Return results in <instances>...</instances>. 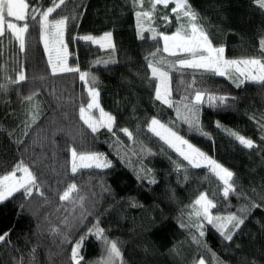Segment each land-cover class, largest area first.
<instances>
[{"label": "trees", "instance_id": "obj_1", "mask_svg": "<svg viewBox=\"0 0 264 264\" xmlns=\"http://www.w3.org/2000/svg\"><path fill=\"white\" fill-rule=\"evenodd\" d=\"M189 2L207 25L214 42L226 46L229 58L259 54L258 41L264 36V10L254 0ZM42 3L48 6L50 0H42ZM57 14H79L78 20L69 21L66 42L84 34L113 33L114 54L76 40L69 44L68 63L97 77L95 87L100 92V106L115 116L119 127L132 131L136 140H128L116 128V136L101 129L93 137L79 119V107L81 104L86 106L88 100L85 84L77 73L51 74L38 27L33 26L27 35L24 52L14 39H4L0 44L3 53L0 68L4 69L0 71V84L6 85V91H0V174L10 170L19 160L26 164L35 162L33 170L45 182L48 200L34 196L23 213L19 210L22 202V198H17L19 194L0 204V233L10 232L11 245L19 249L14 252L11 246L0 245V264H13V256L23 255L27 259L33 248H36L38 264H71V244L61 245V236L53 234L52 229L58 227L67 231L64 218L72 221L82 211L78 205L59 201V194L73 179L82 189L80 194L87 197L85 208L92 213L88 220L95 222L99 217L108 237L121 242L127 264H194L200 257L210 261L206 248L192 242L189 230L180 227L178 218H186L190 211L186 206L202 191L209 193L210 198L216 193L219 206L213 209L214 213L235 212L246 202L231 194L225 201L222 184L204 168L189 167V178L185 182L183 173L174 171L172 162L185 165L186 162L148 132L147 123L153 116L163 123L175 121V130L234 172L238 192L247 193L259 202L264 196V147L246 149L227 130L238 131L258 145H264L257 123L250 119L264 113V87L246 83L236 88L224 77L193 73L191 69L171 72L173 101H179L181 96L191 92L187 85L193 78L195 88L235 97L228 101V107L213 108L207 103L201 107V126L208 136L200 135L177 119L175 108L155 100L156 81L150 79L151 71L145 57L157 46L161 48L157 58L174 61L181 57L168 56L162 51L161 41H152L148 38L149 33H145V40L138 38L136 18L129 0H67L53 16ZM172 20L171 25L159 30L169 34L174 32L176 22L174 17ZM110 58L115 62L94 66L97 59ZM20 70L24 71L26 81L9 84L5 77L14 78ZM33 91L37 95L32 101L23 99ZM33 105L38 106L37 122L26 128L24 121L28 118L27 113L34 110ZM180 109L182 113V105ZM217 122L221 127L216 126ZM73 146L82 151L104 153L113 161L114 167L104 171L83 170L77 177H71L68 149ZM141 147L151 149L155 155L142 153ZM133 150L137 155L132 154ZM129 159L130 165L127 164ZM140 167L151 168L153 172L148 178L154 176L157 183L138 180L134 169ZM101 181L110 187V192L102 190ZM130 199L141 206L130 207ZM208 228L207 246L227 264H250L253 258L264 264V210L256 209L251 213L230 246L214 229ZM75 234L73 229L70 235ZM174 246L176 251H173ZM101 252L102 246L95 238L85 242L84 255L88 264H93Z\"/></svg>", "mask_w": 264, "mask_h": 264}, {"label": "snow or ice", "instance_id": "obj_2", "mask_svg": "<svg viewBox=\"0 0 264 264\" xmlns=\"http://www.w3.org/2000/svg\"><path fill=\"white\" fill-rule=\"evenodd\" d=\"M131 8L136 18L137 36L140 40H145V33H149L152 41L163 42L162 51L171 57H181L174 61H168L164 57L157 58V54L161 52V48L157 46L155 51L150 52L145 59L147 67L151 71L150 79L157 81L155 84V100L167 105L169 108H175L177 111V119L187 124L189 129L203 136H208L200 121L201 107L207 103L209 107L219 108L228 107V101L235 100V97L227 95H217L206 90L195 88V78L187 85L191 92L188 95L181 96L179 101L172 99V76L173 71L182 69H191L193 73H208L218 77H224L231 81L236 88H240L246 83H252L264 87V36L258 41L259 54L249 55L238 58H229L226 55V46L224 44H216L207 25L202 21L200 14L193 8L189 0H129ZM67 0H50V4L45 6L42 0H0V44L4 39L18 42L21 52L26 51V37L33 26L38 27L39 37L43 43L44 51L47 54V63L51 68V74L58 73H77L79 80L85 84L88 100L79 107V119L84 125L90 129L93 137L101 130L107 129L109 133L116 136L117 132H122L130 141L135 142V134L127 127H119L116 124V118L111 113L106 112L99 102L100 92L97 87V77L88 70H81L79 66H70L68 63L69 44L79 40L90 44L98 45L102 50H110L112 54L116 51V44L113 41V33L105 32L100 36L92 34H84L66 42L65 37L68 34L69 21L79 19L77 15H59L53 16L61 6L66 5ZM254 3L264 10V0H254ZM172 5V7H170ZM172 17L175 18V31L171 34L167 31H160V28L166 27L173 23ZM162 22V23H158ZM34 22V23H33ZM0 55H3L0 52ZM151 57V58H149ZM114 59H97L95 65L103 64L107 66L114 63ZM0 68V71H3ZM9 84H19L26 81L27 77L23 70L16 73V76H6ZM0 91H6V85L0 84ZM37 95L35 91L23 97L24 100L32 101ZM180 105L183 107L181 113ZM34 110L27 113V119L24 121L25 127L30 128L37 122L39 115L38 106L33 105ZM93 110H98L99 118L93 115ZM258 125L261 133L260 141H264V113L257 118L255 115L250 117ZM175 121L163 123L160 119L153 116L147 123L148 132L158 137L168 148L172 149L184 163L173 161L174 171L178 174L183 173L184 181L189 178L188 168L191 169H207L211 176H214L222 184V196L225 201L229 199L230 194L238 199L244 200L235 212L222 213L213 209H218L219 201L215 199L216 193L200 192L191 204L186 207L190 211L186 214V218H178L180 227L189 230L191 240L197 245L206 248L211 256V260L200 257L194 264H227V261L221 259L215 251L207 246L205 237L209 230L214 229L216 233L227 242L230 246L234 243V237L241 231L245 221L251 213L256 209L264 210V196L260 197L259 202L253 200L247 193L237 191V185L234 180V172L217 159L210 156L201 148L175 130ZM218 128L221 127L217 122ZM228 134L233 137L241 146L246 149H257L264 147L258 145L252 138H247L238 131L227 130ZM27 135V132H25ZM22 142V141H21ZM119 143V140H118ZM140 151L155 155L151 149L141 147ZM163 151V149L161 150ZM70 158L68 160L69 171L71 177L75 178L83 170L92 169H111L114 167L113 161L104 153L90 150L82 151L76 147L68 149ZM119 155V149H117ZM133 155H137L133 150ZM127 155V154H125ZM123 159V157H121ZM34 164H26L23 160L14 163L10 170L0 174V204L17 197L22 198L19 210L23 213L28 203L34 196L41 197L44 201L48 200L44 191V181L33 170ZM131 164V160L127 161ZM138 180L147 179L149 184L157 183L154 176L148 178L152 174L151 168L140 167L134 169ZM101 188L105 192H110V187L101 181ZM82 189L75 179L66 183L65 188L59 194V201L68 204L78 205L82 211L72 221L68 217L64 218L63 225L67 231L60 228H53V234L60 235V244H71L70 262L71 264H88L85 261L84 248L85 242L91 238L102 246L101 256L93 262V264H127L124 259L121 242L108 237L106 230L101 227L99 217L95 218V222L89 221L88 217L92 215L85 208L86 196L81 195ZM255 189L252 192L255 193ZM130 207L141 206L134 199L129 200ZM63 206V204H62ZM75 208H73V212ZM183 215V214H182ZM87 222V223H86ZM75 229L77 234L70 235ZM81 229H83L81 231ZM192 229H195L193 232ZM10 232L0 233V245L11 246L12 251L19 252V249L11 245L9 239ZM239 248V245L236 246ZM173 251H176L175 246ZM247 260V258H244ZM13 264H38L36 260V248L29 253V257L25 259L23 255L13 256ZM250 264H260L256 259H252Z\"/></svg>", "mask_w": 264, "mask_h": 264}, {"label": "rangeland", "instance_id": "obj_3", "mask_svg": "<svg viewBox=\"0 0 264 264\" xmlns=\"http://www.w3.org/2000/svg\"><path fill=\"white\" fill-rule=\"evenodd\" d=\"M41 43H42V41H41ZM94 45V44H93ZM161 45L163 46V42L161 41ZM42 46H43V43H42ZM95 46H98V45H95ZM99 47V46H98ZM44 48V47H43ZM167 54V53H166ZM46 56H47V54H46ZM156 83H157V81H156ZM93 115L95 116V117H97V118H99V116H100V113H99V111L98 110H93ZM158 138V137H157ZM96 170H99V169H96ZM105 170H107V169H105ZM101 171H104V170H101Z\"/></svg>", "mask_w": 264, "mask_h": 264}]
</instances>
